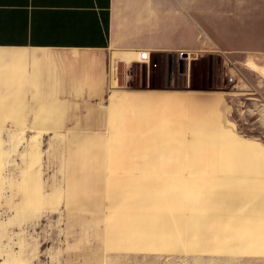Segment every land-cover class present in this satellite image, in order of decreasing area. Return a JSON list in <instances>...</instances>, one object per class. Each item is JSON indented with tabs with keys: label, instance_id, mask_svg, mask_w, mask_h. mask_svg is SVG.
I'll return each instance as SVG.
<instances>
[{
	"label": "crops",
	"instance_id": "obj_1",
	"mask_svg": "<svg viewBox=\"0 0 264 264\" xmlns=\"http://www.w3.org/2000/svg\"><path fill=\"white\" fill-rule=\"evenodd\" d=\"M158 55L169 57L163 86L149 84ZM206 57L207 83L194 86ZM251 111L264 123V0H0V136L118 128L131 150L208 154L107 155L114 170L142 171L126 181L134 203L114 211V244L258 251L264 145L239 135L234 117ZM184 170L197 177L172 179ZM177 181L174 205L186 208L156 209L172 206L164 185Z\"/></svg>",
	"mask_w": 264,
	"mask_h": 264
},
{
	"label": "rangeland",
	"instance_id": "obj_2",
	"mask_svg": "<svg viewBox=\"0 0 264 264\" xmlns=\"http://www.w3.org/2000/svg\"><path fill=\"white\" fill-rule=\"evenodd\" d=\"M168 59L164 55L156 56L149 84L166 83L164 65ZM176 64L183 66L182 62ZM194 65L193 85L205 86L210 59H199ZM229 69L225 65L220 72L226 76ZM250 113L242 116L234 113L238 119L237 132L264 145V123L257 120L258 111ZM13 139L3 133L0 136V155H4L0 166V264H264V235L259 250L254 253L122 247L112 242L114 211L134 203L128 202L126 195L137 186L126 181L142 171L114 170L108 166L106 156L208 155L203 151L131 150L129 144L120 143L118 128L97 132L32 128L29 142L18 143ZM181 158V161L188 160V157ZM154 174L148 172L145 178ZM196 177L191 170L172 174L173 180ZM225 177V171L216 173L217 179ZM173 183L164 185L169 188L167 194L172 206L156 209H170L174 214L186 208L174 205L180 188L178 181ZM217 187L221 189L223 185ZM148 189L152 191V186ZM156 204L165 205L167 201Z\"/></svg>",
	"mask_w": 264,
	"mask_h": 264
},
{
	"label": "built area",
	"instance_id": "obj_3",
	"mask_svg": "<svg viewBox=\"0 0 264 264\" xmlns=\"http://www.w3.org/2000/svg\"><path fill=\"white\" fill-rule=\"evenodd\" d=\"M234 79V76H230L229 80L232 81Z\"/></svg>",
	"mask_w": 264,
	"mask_h": 264
}]
</instances>
